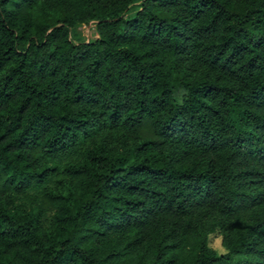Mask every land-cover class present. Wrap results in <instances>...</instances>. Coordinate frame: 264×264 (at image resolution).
<instances>
[{
    "label": "trees",
    "instance_id": "1",
    "mask_svg": "<svg viewBox=\"0 0 264 264\" xmlns=\"http://www.w3.org/2000/svg\"><path fill=\"white\" fill-rule=\"evenodd\" d=\"M0 264H264V0H0Z\"/></svg>",
    "mask_w": 264,
    "mask_h": 264
},
{
    "label": "rangeland",
    "instance_id": "2",
    "mask_svg": "<svg viewBox=\"0 0 264 264\" xmlns=\"http://www.w3.org/2000/svg\"><path fill=\"white\" fill-rule=\"evenodd\" d=\"M79 30L82 34V37L86 40H93L98 37V34L93 24L83 25ZM221 238V235L218 233L215 235H211L210 237V246L219 253L224 252V248L221 243Z\"/></svg>",
    "mask_w": 264,
    "mask_h": 264
}]
</instances>
